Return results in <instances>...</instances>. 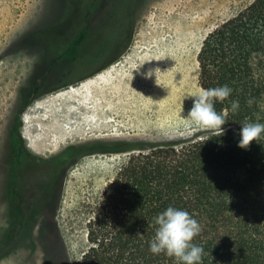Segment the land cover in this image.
<instances>
[{
	"label": "rangeland",
	"instance_id": "1",
	"mask_svg": "<svg viewBox=\"0 0 264 264\" xmlns=\"http://www.w3.org/2000/svg\"><path fill=\"white\" fill-rule=\"evenodd\" d=\"M134 2L0 0V264H77L106 185L137 152L117 153L102 144L146 147L217 132L187 124L183 117L193 98L183 100L181 116L180 102L200 88L197 54L203 39L251 0ZM132 5L127 20L132 36L118 50L110 44L117 36L115 15ZM153 69L155 75L145 79ZM35 81L45 93L31 95L17 112L22 92ZM17 126L25 148L37 158L54 157L70 146L86 148L52 190L40 185L43 167L24 163L18 169L21 160L5 162ZM38 185L52 196L33 229L26 214L28 228L19 229L16 220L23 212L14 210L8 195L19 192L25 201L40 204Z\"/></svg>",
	"mask_w": 264,
	"mask_h": 264
},
{
	"label": "trees",
	"instance_id": "2",
	"mask_svg": "<svg viewBox=\"0 0 264 264\" xmlns=\"http://www.w3.org/2000/svg\"><path fill=\"white\" fill-rule=\"evenodd\" d=\"M133 8L115 15L117 36L110 44L126 46L130 41L127 20ZM197 63L200 87L228 85L233 90L227 100L214 104L218 113L228 110L225 133L146 147L102 144L117 153L137 152L106 185L87 223V249L77 264H178L173 257L149 251L154 218L169 206L186 210L199 222L201 232L192 242L204 249L202 264H264V135L247 150L237 147L242 124L264 123V0H251L208 33ZM35 91L45 93L35 81L22 92L23 107ZM233 100L240 105L236 112L231 111ZM9 143L19 149L16 160L21 164L12 163L16 168L32 165L25 160L31 154L19 126L12 129ZM85 149L70 146L52 160L59 167ZM49 172L52 189L58 175Z\"/></svg>",
	"mask_w": 264,
	"mask_h": 264
},
{
	"label": "clouds",
	"instance_id": "3",
	"mask_svg": "<svg viewBox=\"0 0 264 264\" xmlns=\"http://www.w3.org/2000/svg\"><path fill=\"white\" fill-rule=\"evenodd\" d=\"M156 70L145 72V78L155 75ZM232 91L228 85L208 89L200 87L194 95L186 96L181 100L179 115L183 112V100L192 97V106L187 116L183 117L186 123L190 126L198 125L216 130L223 135L225 129L222 125L227 123L228 110L218 113L214 104L227 100ZM230 103L231 111L236 112L240 107L239 102L233 100ZM247 103L251 105L253 100L249 99ZM237 135L239 136L237 147L247 150L251 142L259 140L264 135V123L246 122L241 125ZM154 222L157 227L149 244V251L152 254L164 253L168 257L175 258L178 264H202L204 249L192 242L201 232V226L189 212L169 206L154 218Z\"/></svg>",
	"mask_w": 264,
	"mask_h": 264
},
{
	"label": "flooded vegetation",
	"instance_id": "4",
	"mask_svg": "<svg viewBox=\"0 0 264 264\" xmlns=\"http://www.w3.org/2000/svg\"><path fill=\"white\" fill-rule=\"evenodd\" d=\"M122 46H123V44L119 46L118 50ZM35 93H36V91L33 92V95H35ZM22 109H23V104H21V106L17 109V112L22 111ZM18 150L19 149L16 146H13V144L9 143V146H8V149L6 152L5 162H7V161L12 162L15 159H17ZM60 153H58L57 155H59ZM52 158L53 157H50L48 159L37 158V157L35 158L32 155H29V157L26 156V158H25V160L30 162L33 167H43L44 168V170L42 171L44 173V175L43 176L40 175V177H42V180H43L40 183V185H42L43 183H46L48 185V182H49L48 178H49V173H50L49 171H51V169H53V171L56 172L58 175L57 176V178H58L57 179V181H58L57 185H58V183L61 184L64 176L66 175L67 170L70 168L72 162L74 161V159L68 158L66 161L62 162V164L59 167H56L55 166L56 161H53ZM10 182L11 181H8L7 183H8V188L11 191V183ZM39 187L40 186L38 185L37 189H36V191H38V192L36 193V191H35V194L39 195V197L43 198V200H45L46 202H49V200L52 196L51 191L44 192V190L43 191L38 190ZM49 188H50V186H49ZM8 196L12 202H15L14 210L17 212L19 211V212L24 213V214L20 213L19 217H17L16 224H17L18 228H20V229L28 228V226L26 225V221H25V214H26V218L28 219V216H29L30 220H32L31 221V226H32L31 228L33 229V227L36 224L37 217L39 216L40 212H42L44 209L43 203L45 201L41 202L40 204H34L33 199L31 201L27 202L23 199L22 196H20L19 192H13V191H12V193L10 192Z\"/></svg>",
	"mask_w": 264,
	"mask_h": 264
},
{
	"label": "bare ground",
	"instance_id": "5",
	"mask_svg": "<svg viewBox=\"0 0 264 264\" xmlns=\"http://www.w3.org/2000/svg\"><path fill=\"white\" fill-rule=\"evenodd\" d=\"M158 74H160V73H158ZM158 74H157V75H158ZM172 74H173V73H171V75H172ZM174 74H175L177 77H178V76L180 77V76L182 75L179 71L175 72ZM138 76L141 77V74L138 73ZM136 77H137V75H136ZM182 77H184V76H182ZM182 77H181V78H182ZM157 78H158V77H157ZM161 78H162V77H161ZM175 78H176V77H175ZM184 78H185V77H184ZM145 79H148V78H145ZM145 79H144V80H145ZM149 80H150V79H149ZM157 80H158V79H157ZM157 80H156V81H157ZM177 80H178V78H177ZM145 81L147 82V80H145ZM145 81H144V82H145ZM158 81H159V80H158ZM174 81H176V80H174ZM141 82H143V81H141ZM144 82H143V83H144ZM152 82H153V81H152ZM147 83H149V81H148ZM158 83H159V82H158ZM154 84H156V83H154ZM149 86H150V84H149ZM57 99H59V98H57ZM61 100H62V99H61ZM37 109H39V108H37ZM35 111H36V110H35ZM53 111H54V110H53ZM52 116H53L52 114L49 115V116H46V117H45V121H47V122L50 121V120L53 118ZM55 118H56V117H55ZM31 119H32V118H31ZM40 119H41V118H40ZM25 121H26V120H25ZM26 122H28V121H26Z\"/></svg>",
	"mask_w": 264,
	"mask_h": 264
}]
</instances>
